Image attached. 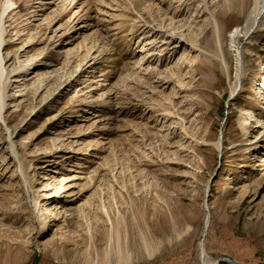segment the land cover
Listing matches in <instances>:
<instances>
[{"label":"rangeland","instance_id":"rangeland-1","mask_svg":"<svg viewBox=\"0 0 264 264\" xmlns=\"http://www.w3.org/2000/svg\"><path fill=\"white\" fill-rule=\"evenodd\" d=\"M6 1L0 264H264L255 0Z\"/></svg>","mask_w":264,"mask_h":264},{"label":"bare ground","instance_id":"bare-ground-1","mask_svg":"<svg viewBox=\"0 0 264 264\" xmlns=\"http://www.w3.org/2000/svg\"><path fill=\"white\" fill-rule=\"evenodd\" d=\"M13 2L14 1H12V0H7L5 2L4 6L1 9V15L2 16L6 12L9 11V9L11 7V3L13 4ZM241 3L244 4V5L245 4H249L248 0H241ZM263 15H264V0H255L253 7L248 12V21H247V25L245 27V31H243L242 29L237 28L235 31H232V33L230 35L231 44H232L233 48H235V52H236L235 56H236V60H237L236 86L241 84V69H240V65L242 63V59H243V56H244V55L241 54V52L239 51V48L237 47V43H238L239 37L241 36V34L250 32L251 29L255 28V26L258 25V22H259L260 18ZM174 39L177 40L176 38H174ZM210 44H211L212 47L214 46L215 50H217V51L221 50V53H222V45H221L222 44V37L220 36L219 33L215 34L213 43L211 42ZM0 47H1V42H0ZM133 56H134V53H131V52L130 53H128V52L125 53L123 47L120 46V45L117 46L115 51H114V58H115L116 62L118 61L119 64H121V65L122 64L124 65V63L130 61V59H132ZM114 64H115V62L113 63V65ZM2 69L3 68H2V65H1V59H0V75H2V71H3ZM236 86H235L234 91H236V89H237ZM234 91H233V93H234ZM160 115L161 116H165V114H160ZM221 144L222 143L219 140L218 143H217L218 148L221 147ZM207 218L208 219H207L206 227L209 225L208 224L209 216Z\"/></svg>","mask_w":264,"mask_h":264},{"label":"water","instance_id":"water-1","mask_svg":"<svg viewBox=\"0 0 264 264\" xmlns=\"http://www.w3.org/2000/svg\"><path fill=\"white\" fill-rule=\"evenodd\" d=\"M202 247H203V250H204V245H203V243H202ZM223 263H229V264H241V263L236 262V261H234V260H232V259H230V258H223V259H220V260L217 261L216 264H223Z\"/></svg>","mask_w":264,"mask_h":264}]
</instances>
